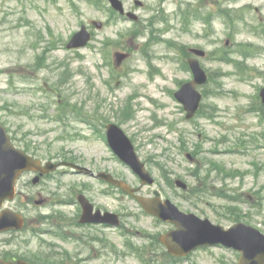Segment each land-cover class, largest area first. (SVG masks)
<instances>
[{"label": "rangeland", "instance_id": "obj_1", "mask_svg": "<svg viewBox=\"0 0 264 264\" xmlns=\"http://www.w3.org/2000/svg\"><path fill=\"white\" fill-rule=\"evenodd\" d=\"M90 1L0 0V121L16 146L43 161L105 170L138 187L139 178L119 163L103 139L106 124L115 122L156 179L141 193L159 190L184 211L224 226L242 220L264 232V115L250 111L264 87V0H140L145 8L123 0L138 14V22L109 14L105 2ZM162 13L164 18L156 19ZM208 13L214 17L210 25L203 19ZM93 21L104 25L94 28L90 45L68 49L71 35ZM191 47L207 53L200 58L210 73L203 110L214 113L211 118L187 120L173 96L181 82L192 78L182 62ZM225 49L244 61L212 57ZM236 49L257 52L239 56L233 54ZM117 51L130 53L119 65ZM178 178L188 184L186 191L173 185ZM26 180L19 182V196L8 207L26 215L31 225L42 217L56 221L59 212L78 215L80 207L56 201L76 186L99 208L125 213L127 227L154 235L165 229L141 214L133 200L103 194L104 186L87 175L61 171L34 191L26 189ZM39 192L48 203L23 207L24 196L39 198ZM85 232L91 238L85 244L44 235L48 243L41 248L39 239L25 244L28 234H1L0 252L42 264V254L48 264H142L123 253L129 247L120 232ZM142 253L150 264L168 261L158 246L142 247ZM235 257L231 250L214 248L194 252L182 264H218L219 258L222 264H234Z\"/></svg>", "mask_w": 264, "mask_h": 264}, {"label": "water", "instance_id": "obj_2", "mask_svg": "<svg viewBox=\"0 0 264 264\" xmlns=\"http://www.w3.org/2000/svg\"><path fill=\"white\" fill-rule=\"evenodd\" d=\"M113 6L123 11L122 2L120 0H110ZM89 34L85 30H82L75 35L70 42L69 47L81 46L87 43ZM119 61L124 58L123 54H119ZM192 66L196 71V80L187 83L183 86L182 90L178 93L179 98L184 101L186 108L189 111V117H191L197 110L201 95L196 91L197 83H204L207 79L205 72L199 68L197 62H192ZM262 97L264 100V89L262 90ZM108 137L110 145L120 155V157L126 161L133 170L141 176L143 183H152L153 179L150 174L145 170L144 165L140 162L139 157L134 151V147L130 140L126 137L124 132L116 125L108 126ZM38 160H34L26 155L22 150L16 149L8 137L5 128L0 122V206L5 198H12L14 195L15 181L19 177L20 173L28 168H37L36 164ZM56 167V164H52ZM107 178L109 181L122 187L125 191L133 193V190L122 181L114 179L111 175H101ZM185 187L184 184H181ZM140 202L149 211H153L159 215L158 212L163 211L166 217L174 218L177 222L179 229L172 232L173 237L169 239L168 235L164 236V242L173 251L177 245L190 240L192 246L187 247L185 251L196 247L200 244L217 243L222 242L226 245L236 247L242 251V257L239 264H264V236L260 235L251 227L239 223L229 230H224L220 226L212 225L208 219L200 220L194 215H185L177 210L176 207L169 205L171 208L161 206L159 203H155L153 200L140 198L137 196ZM158 202V200H156ZM155 203V205H154ZM174 212H171V211ZM9 213H3L0 216V230L7 229L15 224L16 220H13ZM16 216L14 215V218ZM20 218V217H19ZM21 221V218L19 219ZM176 243V245L171 242ZM186 253L184 251L177 250V254ZM0 264H9L0 260ZM18 264H29L24 261H19Z\"/></svg>", "mask_w": 264, "mask_h": 264}, {"label": "flooded vegetation", "instance_id": "obj_3", "mask_svg": "<svg viewBox=\"0 0 264 264\" xmlns=\"http://www.w3.org/2000/svg\"><path fill=\"white\" fill-rule=\"evenodd\" d=\"M30 175H32L31 173H30ZM46 176V175H45ZM43 179V178H42ZM45 179V178H44ZM43 179V180H44ZM41 193L39 192V195H40ZM24 199H25V201H26V204H30V205H32L33 204V202L36 200V199H33L32 197H30V196H28V195H26V196H24ZM42 199L46 202L47 201V198L46 197H42ZM96 207V206H95ZM97 208V207H96ZM105 211V210H104ZM93 215L92 214H89L88 215V217H92ZM16 257H14L13 259H15ZM12 259V260H13Z\"/></svg>", "mask_w": 264, "mask_h": 264}]
</instances>
